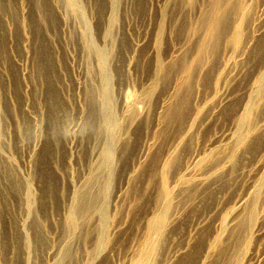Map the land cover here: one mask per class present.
<instances>
[{
    "label": "rangeland",
    "instance_id": "obj_1",
    "mask_svg": "<svg viewBox=\"0 0 264 264\" xmlns=\"http://www.w3.org/2000/svg\"><path fill=\"white\" fill-rule=\"evenodd\" d=\"M162 178L141 264L257 263L264 0H0V264H135Z\"/></svg>",
    "mask_w": 264,
    "mask_h": 264
},
{
    "label": "bare ground",
    "instance_id": "obj_2",
    "mask_svg": "<svg viewBox=\"0 0 264 264\" xmlns=\"http://www.w3.org/2000/svg\"><path fill=\"white\" fill-rule=\"evenodd\" d=\"M214 7H216V4L211 6V9H213ZM213 29H211L208 33H212ZM238 31V27H236L235 32L237 33ZM236 38V36H235ZM255 92L258 93V88L256 87ZM248 117H249V109H247L245 111V113L243 114L242 118H241V123H246L248 121ZM264 180V178H263ZM160 195H162L163 200H164V208L161 212H159V214H157L149 223H148V237L147 239H145L144 243L142 244L141 248H140V258L139 260L135 263V264H141L142 262H144L145 260H147L148 258H150V256L152 255L153 249H154V245H155V241L162 229L164 220H163V213L166 210V206L168 204V200H169V192L165 186V181L162 178L161 180V186H160ZM263 250V249H262ZM260 252V251H259ZM259 256V260L257 261L256 264H264V250L261 253V256L258 254ZM257 260V259H256Z\"/></svg>",
    "mask_w": 264,
    "mask_h": 264
}]
</instances>
